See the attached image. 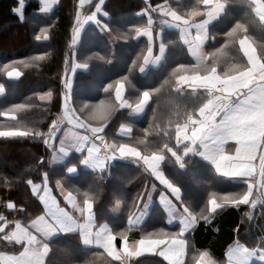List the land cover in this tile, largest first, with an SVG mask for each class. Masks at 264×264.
<instances>
[{"label":"snow or ice","instance_id":"1","mask_svg":"<svg viewBox=\"0 0 264 264\" xmlns=\"http://www.w3.org/2000/svg\"><path fill=\"white\" fill-rule=\"evenodd\" d=\"M57 2L38 0L39 12H51ZM104 5L105 0H76L59 110L47 128L21 123L20 127L0 130V138L39 140L48 151L47 158L38 159V164L48 165L39 181H24L36 211L30 212L27 202L9 199L5 207L13 218L0 212V241L6 245L0 250V264H50L54 247L71 233L79 234L86 250L102 249L94 255L104 256L106 264H141L140 258L146 255L162 258L159 264H188L189 235L201 220L208 223L219 211L241 205L249 206L244 215L252 220L251 209L264 205V44L258 47L256 37L257 31L264 33V0H194L186 6H173L169 0L153 5L151 0H144L145 6L136 15L146 20L134 26V36L146 38L145 48L131 61L127 75L102 86L107 94L103 99L95 103L82 99L77 106V69H88L93 60L111 62L97 53L79 58L86 24L95 25L101 34H113L112 17ZM25 7V0H18L13 9L20 22H24ZM51 27H40L35 40L48 41ZM166 28L175 30V39H166ZM217 35L223 39L218 40ZM117 36L129 40L133 33ZM173 48L188 59L169 65ZM48 55L45 52L11 63L27 68ZM165 66L170 70L158 87L136 88L134 69L145 73ZM3 71L9 79L23 75L16 67L9 70V64ZM128 87L136 88L134 99L125 95ZM165 87L173 97H195L199 102L190 106L178 99L161 123L156 98ZM6 91V83L0 82V96ZM52 98L51 90L39 95L40 101ZM31 107L29 103H11L0 116L16 121L18 113ZM120 110H127L131 117L146 115L149 110L152 113L143 136L134 143L123 139L132 136L130 122L120 124L118 138H107L105 130ZM121 162L142 168L153 181L150 187L146 182L130 204L122 195L114 194L113 212L127 204L123 228L101 222L96 211L103 190L97 181L110 178L112 169ZM199 162L210 165L216 178L242 187L235 192L206 191L196 211L183 177L192 174L189 165ZM166 164L174 165L175 171L169 172ZM52 165L61 170L54 187ZM83 170L93 175V182L86 188L73 186L71 182ZM4 182L11 187L7 178ZM154 194L159 195L166 223L147 230ZM170 225L178 230H168ZM134 228H140L142 235L130 241L128 234ZM234 230L237 237L221 258L207 249L197 250L193 264H252L254 257L264 262V239L257 247H249L239 237V225Z\"/></svg>","mask_w":264,"mask_h":264},{"label":"trees","instance_id":"2","mask_svg":"<svg viewBox=\"0 0 264 264\" xmlns=\"http://www.w3.org/2000/svg\"><path fill=\"white\" fill-rule=\"evenodd\" d=\"M193 2L194 0H169L173 6H186ZM25 3L26 7L23 9L24 22H20L17 15L13 13L14 7L18 6V0H0V82H5L7 88L6 94L0 96V111L6 110L11 103H29L33 107L18 113L16 121L0 116V130H8L14 126L20 127L21 123H27L29 126H35L41 130L47 128L50 120L59 110L64 60L66 56L71 54L69 43L76 0H58L51 12L43 14L39 12L38 0H25ZM151 3L155 5L163 3V0H151ZM144 6V0H105L104 11L110 13L113 21L112 36L99 33L93 24L85 25L79 58L83 59L84 55L97 53L105 56L111 62L93 60L88 69H77L74 76L76 89L74 101L77 106L82 99L90 98L89 102L92 103L103 99L107 94L102 91V86L119 76L128 74L127 70L131 61L146 45L145 37L136 38L134 36V26L146 20V17L140 18L136 15ZM48 24L52 25L50 39L48 41H36L35 34L39 28ZM129 31L133 33V38L129 40L117 36V33L123 34ZM164 35L166 39H175V30L165 29ZM256 37L258 47L264 44V33L257 31ZM217 39L221 40L223 36L217 35ZM13 44L17 45L13 46ZM45 52L49 55L42 61L35 62L31 67L25 68L23 65L11 63L31 56L42 55ZM187 59L180 54L179 49L173 48L168 64L172 65L175 60ZM5 64H9V70L12 67L18 68L23 75L18 79H9L3 71ZM169 70L170 68L165 66L158 70L151 69L146 70L145 73H140L137 68L133 71L132 80L136 88L158 87L163 76L167 75ZM69 75L72 74L69 73ZM136 88H126L125 95L134 99L138 95ZM49 90L53 92L52 100L40 101L39 95ZM156 99H158L159 113L161 114L159 122L164 123V118L171 113L174 102H177L179 98L173 97L169 89L165 87ZM179 102L191 106L199 101L195 97H184L179 99ZM128 116L127 110H120L114 114L105 130L109 141L118 138L121 123L130 122L133 128L132 136L130 138L123 137V139L134 143L137 138L143 136L142 130L148 126L152 113L149 110L146 115L132 120ZM93 123L96 122L93 121ZM41 156L47 158L48 151L39 140L0 138V212L7 215L9 219L14 216L5 207L9 199L16 203L27 202L29 211H36V204L29 200L30 190L24 181L27 178L39 181L41 172L48 167L46 163L44 165L38 164V159ZM165 167L169 172L175 171L172 164H166ZM189 167L192 169V174L185 175L183 181L187 186L196 211H199V207L202 206L206 191L214 190L226 193L239 191L242 187L232 181L216 178L211 168L204 162L194 163ZM51 168L54 169L50 173L53 186L55 179L60 178L61 170L59 166H51ZM5 178L11 182V187L5 185ZM92 182L93 175L88 170H83L80 176L71 183L75 187L86 188ZM146 182L150 186L152 180L143 172L142 168L124 162L112 169L110 178L106 177L105 181H97L98 186L103 189L96 204L97 215L101 222L109 221L120 228L126 226L127 204L122 203L121 210L114 214L112 210L115 204L114 194L122 195L130 204L132 198L142 190ZM150 208L151 216L145 225L147 230L151 224L157 226L163 220L161 211L155 203ZM248 210L247 206H240L239 209L229 207L219 211L215 223L218 230L217 234L213 233L209 227L203 228L200 225L195 234L196 245L211 247L216 253H219L223 245L231 238L234 228L239 225L241 241L249 247L255 246L253 220L259 211L262 212L264 219V205H261L257 210H251L253 212L252 220H248L244 215V212ZM263 219H261L262 223H264ZM200 223H203V220L198 224ZM138 231V236L142 235L140 228ZM5 247V243L0 241V250H5ZM97 251L99 250H86L76 241L66 237L54 247L50 264H86L87 261H94V264H106L104 256L94 255ZM140 261L141 264H158L157 262H159L153 257H141Z\"/></svg>","mask_w":264,"mask_h":264},{"label":"crops","instance_id":"3","mask_svg":"<svg viewBox=\"0 0 264 264\" xmlns=\"http://www.w3.org/2000/svg\"><path fill=\"white\" fill-rule=\"evenodd\" d=\"M166 30H173V29H167ZM136 38H140V37H136ZM43 102H48V101H43ZM129 119H136L138 117H131V116H128ZM206 164V162H204ZM53 167L54 166H57V165H52ZM210 168L211 166L208 165ZM211 171L213 172L212 168H211ZM214 173V172H213ZM225 180H228L225 178ZM230 181V180H229ZM153 182V181H152ZM158 183V182H157ZM151 185V184H150ZM54 187V185H53ZM150 187V186H149ZM57 195H59V193H57ZM155 203V205L159 208V210L161 211V214L163 216V208H162V205L160 203V198H159V195L158 194H154L153 195V201L151 203V205ZM150 205V207H151ZM242 207L246 206V205H241ZM261 206V204H258L257 207L255 208L256 210ZM247 208L249 209V206H247ZM236 209V208H234ZM251 210H254V209H251ZM114 214H117V212H113ZM262 212H258L253 220V231H254V234H255V241H256V245L253 246V247H257L259 244H260V241L261 239H264V223L261 222V219H263L262 216ZM217 216L218 214L214 215L210 221L208 223H205L203 221V223H200V224H197V226L195 227L194 231L191 232V234L189 235V242H190V252H189V256L187 257V261H188V264H193V261H192V256L196 254L197 250H204V249H207L211 252V254L216 257L217 259L221 258L224 251L226 250L227 246L232 243V241L237 237V232L234 230L233 231V234L231 236V238L223 245V247L221 248V251L219 253H216L211 247H201V246H198L196 245L195 243V234L196 232L198 231V228L200 227V225H202L203 228H206V227H209L210 230L217 234L218 230H217V225H215L216 223V220H217ZM264 220V219H263ZM166 223V220L163 219L160 224H157V226H164V224ZM263 224V226H261ZM155 225V224H151L150 227L148 228V230H151L152 226ZM174 225H178V221H174ZM235 229V228H234ZM168 230L170 231H177L178 228L173 226V225H170L168 226ZM138 228H134L132 231L129 232V240L132 241V240H135V239H138L140 236H138ZM67 238H71L72 240L76 241L79 245H81L82 247H85L82 245L80 239H79V234L78 233H71V234H68L67 235ZM88 249H95L94 247H89ZM97 250V249H96ZM99 251H103L102 249H99ZM144 257H153L155 258L156 260L160 261L162 258H159V257H155V256H150V255H146ZM153 263H156V262H153ZM159 264V262H157ZM252 264H264V262H261L258 258L254 257L253 260H252Z\"/></svg>","mask_w":264,"mask_h":264},{"label":"rangeland","instance_id":"4","mask_svg":"<svg viewBox=\"0 0 264 264\" xmlns=\"http://www.w3.org/2000/svg\"><path fill=\"white\" fill-rule=\"evenodd\" d=\"M15 45H17V44H13V46H15ZM9 46V45H8Z\"/></svg>","mask_w":264,"mask_h":264}]
</instances>
